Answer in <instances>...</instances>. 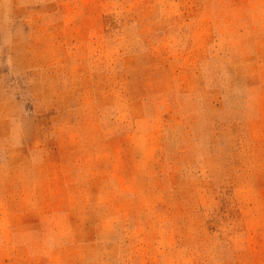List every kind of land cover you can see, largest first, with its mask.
<instances>
[{
	"label": "rangeland",
	"instance_id": "1",
	"mask_svg": "<svg viewBox=\"0 0 264 264\" xmlns=\"http://www.w3.org/2000/svg\"><path fill=\"white\" fill-rule=\"evenodd\" d=\"M0 264H264V0H0Z\"/></svg>",
	"mask_w": 264,
	"mask_h": 264
}]
</instances>
